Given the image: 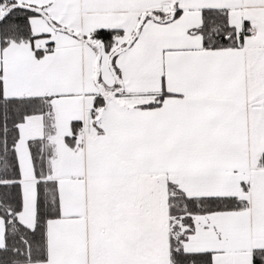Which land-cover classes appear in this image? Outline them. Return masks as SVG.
<instances>
[{
	"label": "snow or ice",
	"instance_id": "6c2138e0",
	"mask_svg": "<svg viewBox=\"0 0 264 264\" xmlns=\"http://www.w3.org/2000/svg\"><path fill=\"white\" fill-rule=\"evenodd\" d=\"M0 264H264V0H0Z\"/></svg>",
	"mask_w": 264,
	"mask_h": 264
}]
</instances>
